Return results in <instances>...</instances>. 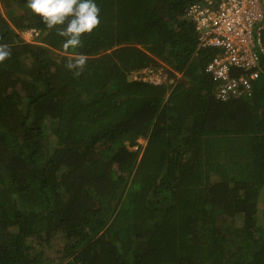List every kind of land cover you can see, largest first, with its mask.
Wrapping results in <instances>:
<instances>
[{
	"label": "trees",
	"instance_id": "trees-1",
	"mask_svg": "<svg viewBox=\"0 0 264 264\" xmlns=\"http://www.w3.org/2000/svg\"><path fill=\"white\" fill-rule=\"evenodd\" d=\"M26 3L0 0V264H264L261 47L253 97L223 103L193 0H95L67 50Z\"/></svg>",
	"mask_w": 264,
	"mask_h": 264
},
{
	"label": "built area",
	"instance_id": "built-area-1",
	"mask_svg": "<svg viewBox=\"0 0 264 264\" xmlns=\"http://www.w3.org/2000/svg\"><path fill=\"white\" fill-rule=\"evenodd\" d=\"M186 15L198 33L197 50L221 51L206 69L220 82L217 97L221 100L251 97L260 75L257 46L264 53L260 38L264 30V0H193ZM31 34L37 32L32 30ZM167 69L164 66L143 69L134 79L162 85L169 78Z\"/></svg>",
	"mask_w": 264,
	"mask_h": 264
},
{
	"label": "clouds",
	"instance_id": "clouds-1",
	"mask_svg": "<svg viewBox=\"0 0 264 264\" xmlns=\"http://www.w3.org/2000/svg\"><path fill=\"white\" fill-rule=\"evenodd\" d=\"M26 7L29 8L31 12L39 14L43 18V23L46 24L49 29H52L56 26H62L57 28V34L61 37L66 38L65 43L63 45V47L66 50L69 48L74 49V48L82 47L83 46L81 40L82 35L85 33H91L100 24L99 16L101 9L95 3V0H27ZM32 30L26 31L24 33L30 34ZM36 32L37 35L34 36L30 42H34V39L39 36V32L38 31ZM24 33H22V36ZM10 55H11V49L8 47V45L0 44V62H3L6 58L10 57ZM86 62H87V57L83 54H79L75 56L74 59L72 57H69V61L65 65V67L69 70L82 71L86 65ZM162 66L167 67L165 64H160L159 67ZM167 68L170 78V72L172 71L169 69V67ZM142 70L143 69L139 71H133L131 73V78L134 79V77ZM259 73L261 75L260 71ZM169 78L164 84L168 83ZM170 83L173 82L171 81ZM254 92H255V87L251 97L248 96L243 98L245 100H250L253 97ZM216 98L217 100L223 103L240 101L242 99V98H238V99L221 100L217 97V94H216ZM140 143H142V146H145L146 144V142H143L142 140Z\"/></svg>",
	"mask_w": 264,
	"mask_h": 264
},
{
	"label": "rangeland",
	"instance_id": "rangeland-1",
	"mask_svg": "<svg viewBox=\"0 0 264 264\" xmlns=\"http://www.w3.org/2000/svg\"><path fill=\"white\" fill-rule=\"evenodd\" d=\"M0 10H1V12L4 14L5 13V8L0 4ZM257 25L258 24H256V26H255V31H256V28H257ZM34 36H36V35H33V34H23V38L26 40V41H31L32 39H33V37ZM64 247V243H62V242H60L59 244H58V248H60V249H62ZM47 253L48 254H51V255H54V254H52V253H54V252H50L49 250H47Z\"/></svg>",
	"mask_w": 264,
	"mask_h": 264
}]
</instances>
